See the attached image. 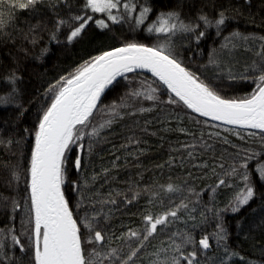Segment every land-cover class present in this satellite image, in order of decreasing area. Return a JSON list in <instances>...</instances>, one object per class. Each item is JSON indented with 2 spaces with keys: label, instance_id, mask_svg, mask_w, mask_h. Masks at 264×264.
<instances>
[{
  "label": "snow or ice",
  "instance_id": "snow-or-ice-1",
  "mask_svg": "<svg viewBox=\"0 0 264 264\" xmlns=\"http://www.w3.org/2000/svg\"><path fill=\"white\" fill-rule=\"evenodd\" d=\"M44 3L47 11H39ZM14 8L31 9L36 14L35 23H29L21 31L20 45H15L14 32L7 33ZM228 18L224 7L214 6L210 14L206 6L196 9L194 3L186 4L184 0H175L172 6L158 11L152 0H7L6 3L0 0L3 40L13 41L18 48L0 78V105L4 106L23 107L19 102L23 82L20 55L28 56L30 45L37 49L32 58L44 60L50 51L44 44L45 35L50 42H60L63 37L67 46L81 40L94 23L106 31L111 30V25L127 24L132 32L144 31L154 37V42L147 43L113 36L115 44L93 49L94 54H87L86 59L81 58L45 81L47 86L42 85L43 92L37 94L40 103L34 125L24 129L32 137L30 156L25 155V136L0 135V146L9 152L16 149L12 159L0 166L8 173L5 182L18 188L23 180L25 185L23 204L16 198L3 197L5 207L10 200L12 212L22 210L24 215L19 231L15 215L10 218L11 226L0 228V264H255L230 244L231 233L225 227L223 212L239 214L259 195L262 202L259 210L264 214V36L236 30L224 36L218 47L215 44L211 47L206 63L194 67L184 57L193 42L199 49L209 29L221 36ZM257 41L259 47H255ZM240 46L253 52V58L245 64L243 72L237 73L234 50ZM137 70H147L152 79H141L135 84L133 76ZM225 77L230 81L251 80L255 87L243 96H228L222 88ZM118 78L128 81L123 85L124 91L117 93L111 103L103 104L106 90L115 86ZM145 102L152 104L146 108ZM160 104L174 107L177 112L190 110L198 114L190 116L196 124L211 127V120L219 122L217 128L236 126L227 131L241 140H247L241 129L259 130L248 134L259 137V149L251 144H235L219 131L209 133V140L220 139L233 149L229 152L225 148L219 155L214 144L203 140L201 131L202 155L207 152L210 156L200 160L196 167L204 176L211 173L215 177V184L209 186V202L203 207L200 192L187 182L165 185L153 182L141 187L138 182L129 181L123 192L117 188L103 193L95 188L102 178L105 184L109 178L115 179L112 170L120 167V156L116 155L111 168L94 170L92 156L99 143L108 142L106 133L112 132L117 123L124 124L133 135L125 136L117 151L125 153L126 163L129 156L138 159L145 149L139 147L141 140L133 131L139 128L135 118L150 113ZM200 117L205 119L201 121ZM128 119L132 120L131 126L125 123ZM178 130L188 131L183 127ZM132 145L137 146L135 152L128 151ZM112 147L116 149L115 144ZM188 157L195 159L191 151ZM174 162L169 157V163ZM180 164H184V159ZM90 166L91 175L87 172ZM71 168L76 172V179L71 181L78 194L75 209L64 189ZM222 186L235 189L223 209L214 206L215 193ZM161 191L177 197L178 202L170 201L160 212L142 211L140 225L126 229L121 226L119 235L110 230L113 207L109 206L123 203L130 207L142 193L148 194V204L157 201L163 204ZM197 212L199 223H195ZM208 213H212L215 231L209 234L202 229L203 234L197 239L194 230L208 222ZM185 215L194 222L192 228L172 231L170 225ZM158 235L163 239L152 245ZM213 240L215 253L208 256L214 247ZM150 246L152 250L148 251Z\"/></svg>",
  "mask_w": 264,
  "mask_h": 264
},
{
  "label": "trees",
  "instance_id": "trees-1",
  "mask_svg": "<svg viewBox=\"0 0 264 264\" xmlns=\"http://www.w3.org/2000/svg\"><path fill=\"white\" fill-rule=\"evenodd\" d=\"M4 2L6 3L7 0H4ZM184 2L186 4L194 3L196 9L206 6L210 14L214 6L217 9L224 7L228 10L229 18L221 36H216L215 30L209 29L206 37L201 40L199 49H197L195 42H193L191 48L184 52L186 61L190 62L194 67L206 63L211 47L214 44L218 47L223 42V37L233 31L238 30L243 34L264 36V0H184ZM152 3L158 11L160 8L172 6L175 0H152ZM39 11H47L46 3L40 5ZM5 14H7L6 11ZM12 16L13 19L7 27V33L14 32L16 34L15 45H20L23 43L20 36L21 31L26 30L29 23H35L36 14L31 9L22 10L14 8ZM4 35L5 33L0 32V78L4 76L8 66L11 64L12 56L18 52V48L14 46L13 41L9 40L5 42L3 40ZM113 36L126 37L128 39L135 38L147 43L154 42V37H149L148 33L144 31L138 30L132 32L129 30L127 24L111 25V30L106 31L97 28L93 23L88 27L81 40L67 46H65L63 37L60 38V42H50L45 35L44 44L49 47L50 51L44 60H34L31 54L35 53L37 49H32L29 45L30 54L28 56L20 55L23 82L20 84L21 95L19 102L23 107H17L15 104L0 105V135L4 137L25 136V155L30 156L32 137L27 136L24 133V129L32 128L34 125L36 112L40 103L37 94L38 92H43V87L47 86L44 82L50 81L54 76H58L61 74V69L68 68L74 62H79L81 58L86 59L87 54H94L93 49L102 45L115 44L116 41L112 39ZM255 47H259V41H257ZM190 53L195 57L194 59L190 56ZM234 53L235 59L238 61L234 65L235 71L237 73L243 72L245 64L251 62L253 52L245 51V47L240 46L234 50ZM129 75L132 76V74ZM141 79H152V77L144 72H137L133 76L135 84H138ZM125 84H128V81L119 78L118 83H115V86L110 87L106 91L103 96V104L111 103L117 97V93L124 91L123 85ZM253 87L255 85L251 80L237 79L230 81L225 77L222 83L223 91L228 96H243L249 93ZM151 104L152 102H145L144 107H150ZM177 116H179V119L175 118ZM190 116L195 117L197 115L190 113V110L177 112L174 107H166L160 104L159 107H154L150 113L136 117L135 119L139 124V128H134L133 131L141 140L139 147L145 149V151L142 155H139L138 159L136 156H129L127 163L125 162V153L122 150L117 151V149L125 142L124 137L133 135V132H128L124 124L117 123L112 132L106 133L108 142H101L97 145L96 154L92 156V165H94L96 172H100L101 167L111 168V161L118 155L120 156V160L118 161L120 167L112 170L111 175L115 179L109 178V183L105 184L102 178L95 188L100 189L103 193L117 188L123 192L127 190L129 181H136L141 187L153 182L157 185H165L168 182L176 184L187 182L189 186L195 187L200 192L201 207L207 204L211 195L209 186L215 184V177L211 173L208 176H204L203 172L196 167L200 160L208 159L210 156V153L207 152L202 155L201 131H203V140L215 145L217 155L225 148L229 152L233 151V149L230 145H224L220 139L213 138L209 140V133L219 131L222 137H227L235 144L244 146L251 144L252 147L259 149V137H250L248 135L250 132L258 131L241 129V135L247 137V140H241L233 133L227 131L228 128H232L231 126L224 125L222 128H217L216 125L218 123L212 121H209L211 127L203 123L196 124L193 119H190ZM97 119H99V115ZM145 120L150 121V123L145 125ZM200 120L203 121L204 118L200 117ZM125 123L131 126L132 120L128 119ZM180 127L186 128L188 131L180 132L178 130ZM144 128L147 130L141 131ZM154 132L156 135L152 134ZM113 144L116 145V149H113ZM185 144L188 145L187 148L181 147V145ZM136 148V145H132L128 151L135 152ZM15 151V148L9 152L3 146H0V166L3 165L5 160L12 159V152ZM189 151L192 152L195 159L188 157ZM169 157H173L175 162L170 164ZM181 159H184L183 165L180 164ZM158 165L163 166L158 167ZM252 167L255 168V163H253ZM92 171L93 167L90 166L87 172L91 175ZM189 173H191V176H189ZM7 176L8 173L0 167V228L11 226L10 218L15 215V225L19 231L21 218L24 213L22 210H17L14 214L10 200L8 206L5 207L3 197L16 198L23 204L22 197L25 185L23 180H21L18 188L15 184L9 186L5 182ZM74 179H76V172L74 168H71L69 180L65 183L64 189L75 209V201L78 194L74 192L71 183ZM237 183H239L238 180ZM234 190V188L227 186L217 188L214 206L221 209L225 208ZM160 197L163 200V204L159 201L154 205L148 204V194L142 193L141 198L133 202V205L130 207L123 203L109 206L113 207L110 230L115 231L119 235L121 226H124L126 229L127 227L136 228L140 225L142 211L151 209L153 212H160L170 201L178 202L177 197H173L164 191L160 192ZM117 199L118 201L122 200V197H117ZM193 199L195 200V197ZM261 204L262 202L258 195L255 202L250 207H244L239 214H234L230 210L223 212L225 227L231 233L230 244L238 248L244 254L246 260H253L255 264H264V214L259 210ZM195 215L197 217L195 223H199L201 219L199 212ZM207 215L208 222L200 227H196L194 230L197 239L203 234L202 229L209 234L215 231L212 213H208ZM193 223L185 215L183 219L174 221L170 227L172 231L191 229ZM161 239L163 237L158 235L152 241V245H158ZM117 243L119 242L117 241ZM213 245V249L207 253L208 256H212L215 253L214 240ZM151 250L150 246L148 251Z\"/></svg>",
  "mask_w": 264,
  "mask_h": 264
},
{
  "label": "water",
  "instance_id": "water-1",
  "mask_svg": "<svg viewBox=\"0 0 264 264\" xmlns=\"http://www.w3.org/2000/svg\"><path fill=\"white\" fill-rule=\"evenodd\" d=\"M137 72H144V73H147L149 75H151V73L147 72V70H137ZM119 79V78H118ZM108 90V89H107ZM106 90V91H107ZM195 114V113H194ZM195 115H198V114H195ZM203 118V117H202ZM205 119V118H204ZM211 121V120H210ZM212 122H215V123H219V122H216V121H212ZM227 126H231V125H227ZM231 127H236V126H231ZM252 130H256V129H252ZM259 131V130H257Z\"/></svg>",
  "mask_w": 264,
  "mask_h": 264
}]
</instances>
